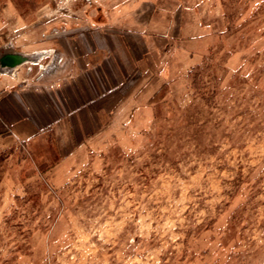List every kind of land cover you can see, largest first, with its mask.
I'll return each instance as SVG.
<instances>
[{"label": "rangeland", "instance_id": "obj_1", "mask_svg": "<svg viewBox=\"0 0 264 264\" xmlns=\"http://www.w3.org/2000/svg\"><path fill=\"white\" fill-rule=\"evenodd\" d=\"M141 1L0 0V52L96 38ZM177 1L216 41L136 126L74 128L89 151L64 173L49 130L0 149V264H264V0Z\"/></svg>", "mask_w": 264, "mask_h": 264}, {"label": "crops", "instance_id": "obj_2", "mask_svg": "<svg viewBox=\"0 0 264 264\" xmlns=\"http://www.w3.org/2000/svg\"><path fill=\"white\" fill-rule=\"evenodd\" d=\"M177 2L142 0L106 21L96 38L21 49L37 56V71L20 76L18 66L0 77V149L49 130L59 157L48 173H64L89 151L88 136L74 128L136 126L137 113L150 111L152 96L177 82L216 41V16L207 22L192 4Z\"/></svg>", "mask_w": 264, "mask_h": 264}, {"label": "water", "instance_id": "obj_3", "mask_svg": "<svg viewBox=\"0 0 264 264\" xmlns=\"http://www.w3.org/2000/svg\"><path fill=\"white\" fill-rule=\"evenodd\" d=\"M37 59V56L31 54L26 55L19 52L3 51L0 52V73L11 72L14 68L33 62Z\"/></svg>", "mask_w": 264, "mask_h": 264}, {"label": "trees", "instance_id": "obj_4", "mask_svg": "<svg viewBox=\"0 0 264 264\" xmlns=\"http://www.w3.org/2000/svg\"><path fill=\"white\" fill-rule=\"evenodd\" d=\"M163 87H164V86H163ZM163 87H162V88H163ZM159 92H160V90H158V91L152 96V98L150 99V102L154 101V99L157 98V97L159 96Z\"/></svg>", "mask_w": 264, "mask_h": 264}]
</instances>
